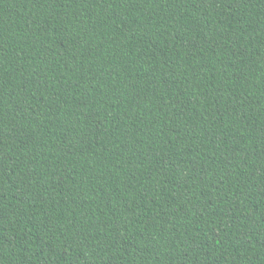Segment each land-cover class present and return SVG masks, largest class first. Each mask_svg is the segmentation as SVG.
I'll use <instances>...</instances> for the list:
<instances>
[{
  "label": "trees",
  "instance_id": "1",
  "mask_svg": "<svg viewBox=\"0 0 264 264\" xmlns=\"http://www.w3.org/2000/svg\"><path fill=\"white\" fill-rule=\"evenodd\" d=\"M0 264H264V0H0Z\"/></svg>",
  "mask_w": 264,
  "mask_h": 264
}]
</instances>
